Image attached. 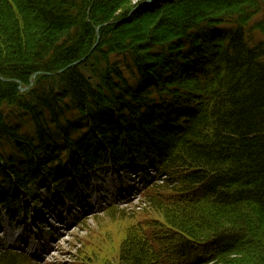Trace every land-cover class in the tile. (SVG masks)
Segmentation results:
<instances>
[{"label": "trees", "instance_id": "obj_1", "mask_svg": "<svg viewBox=\"0 0 264 264\" xmlns=\"http://www.w3.org/2000/svg\"><path fill=\"white\" fill-rule=\"evenodd\" d=\"M155 1L0 0V214L154 166L119 264H264V0Z\"/></svg>", "mask_w": 264, "mask_h": 264}, {"label": "rangeland", "instance_id": "obj_2", "mask_svg": "<svg viewBox=\"0 0 264 264\" xmlns=\"http://www.w3.org/2000/svg\"><path fill=\"white\" fill-rule=\"evenodd\" d=\"M150 1L153 0H133L135 4ZM143 175L133 182L134 174L107 169L91 174L81 186L69 176L64 186L81 203L74 209L73 202L56 191L59 176L47 181L46 188L32 183L26 190L34 197L32 201L22 198L21 204L13 202L7 211H1L0 245L20 252L43 251L45 260L31 258L21 264H119L120 248L128 233L137 223L150 228L148 223L158 218L142 198L128 192L133 184L140 191L146 181ZM110 203L113 205L105 207ZM44 208L47 210L42 211ZM103 208L95 216L84 214ZM57 220L63 222L58 224Z\"/></svg>", "mask_w": 264, "mask_h": 264}, {"label": "water", "instance_id": "obj_3", "mask_svg": "<svg viewBox=\"0 0 264 264\" xmlns=\"http://www.w3.org/2000/svg\"><path fill=\"white\" fill-rule=\"evenodd\" d=\"M86 59V57H84V58H82L81 60H79V61H76V62H74V63H72V64H70V65H68L67 66V68H69V67H72L73 65H77V64H80L82 61H84ZM64 69H62L60 72H62ZM39 73H42V72H39ZM37 74L38 73H36V74H34L33 75V77H32V79H31V84H33V79L37 76ZM48 75H52L51 73H47ZM3 81H7L6 79H4V78H1ZM20 89H22L21 87H19Z\"/></svg>", "mask_w": 264, "mask_h": 264}]
</instances>
